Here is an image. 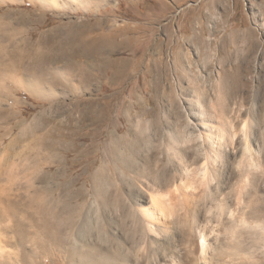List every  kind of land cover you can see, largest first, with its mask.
Wrapping results in <instances>:
<instances>
[{
  "label": "rangeland",
  "instance_id": "374dc122",
  "mask_svg": "<svg viewBox=\"0 0 264 264\" xmlns=\"http://www.w3.org/2000/svg\"><path fill=\"white\" fill-rule=\"evenodd\" d=\"M0 52V186L54 215L6 220L0 256L83 264L118 228L148 264H198L212 225L214 264H264V0H0ZM141 195L164 233L129 212Z\"/></svg>",
  "mask_w": 264,
  "mask_h": 264
},
{
  "label": "bare ground",
  "instance_id": "6f19581e",
  "mask_svg": "<svg viewBox=\"0 0 264 264\" xmlns=\"http://www.w3.org/2000/svg\"><path fill=\"white\" fill-rule=\"evenodd\" d=\"M0 55H2L1 52H0ZM0 66H5V64L2 63L1 59H0ZM0 79H3V75L2 74H0ZM133 144H134L133 147L130 148L129 150H134L135 149L134 153H135V155H137V153H138V152H136L137 141L135 140ZM208 151H205V153H204V159L205 160L209 159ZM155 180H156L155 181V185H154L155 189H157V188L161 189V187L163 185H165V183H166L164 178H162V179L161 178H158V179L155 178ZM154 186H153V189H154ZM153 189L151 190L152 192L155 190V189L154 190ZM11 191H12V189L0 186V236L2 234H4V233L8 232V230L10 229V227H8L7 224L4 225V222L6 220H8L9 218H13V217L16 218V216L18 214H20V212L23 215V217L28 220L29 226H32V227L35 224L36 214H40L41 213L42 215H44L48 219H52L54 217L53 213L45 212V209L42 208V206L40 205L38 197L36 196V194L34 192H32L30 194L28 193L27 197L25 199H23L21 195H19L18 198H12L11 197ZM148 194L149 193H147V195ZM148 196H149V198H151V200L153 199L152 195H148ZM162 197H161V199H162ZM94 199H95L94 206L95 205L97 206V211L99 209V211H102V213H103L102 215L100 214L102 216L100 218V220L102 222V225L103 224H104V226L105 225H107V226H111V225L116 226V225H118V222H119V218L118 217L121 216V215L118 216L117 212H115V213L114 212H108L106 210L109 209L111 204L121 205V203L124 202L123 198L121 196H112L111 193L108 192V191H102L100 193L96 192ZM145 200H146V197H144L142 195L138 199L137 198L135 200L130 199V206L128 208L129 212L134 216V218L136 219L137 223L139 225H141L142 227H144V229H146V231H149L151 233L152 232H156L158 234H161V231H163V233H164V228H162L158 224L157 225L152 224L153 223L152 221L154 220V214H153L152 210L155 209V206H151V207H149V209L148 208H145V209L137 208L138 206H140L139 202L145 201ZM152 202L154 203L155 200H153ZM158 202H159L160 205L166 204L167 203L166 202V196L163 197V201L159 200ZM111 207H112V205H111ZM93 211H94V209H93ZM122 211H123V209H122ZM119 212H121V210ZM122 213H125V212L123 211ZM88 215H89V213H88ZM89 217L86 216L85 223L86 222L90 223L91 218H89ZM120 218H122V216ZM21 221L22 220H20V221L17 220L15 225H13V231L16 232L17 235H20V236L26 235V229L24 228V224H21ZM73 221H75V220H73ZM97 222H99V219H98ZM101 227H103V226H101ZM107 229H108V227H107ZM262 230H264V229H262ZM165 231H166V229H165ZM223 231H226V230L223 229ZM109 233H110V231H109ZM220 233H221V230H219L218 228H216L215 226H212V225L209 226V227H203L202 229H199V236H200V239H201V251H200V255L198 254L199 255L198 256V262L200 264H214L212 262V260H211V257H212L211 254L212 253L210 251H212V248H215L214 245L217 244ZM35 235H36V232H34L32 236H30L32 244H36ZM110 236H111V238L108 239V241H107L108 244H105L103 242L105 244L103 246H102V244L101 245H96L95 244L96 242H94V243L93 242L85 243L83 245V247H85V249H79V250L77 249L78 250L77 252H79L81 257H79L78 258L79 260H76V261L83 262V264H148V255H150V253H148V246L143 249L144 253L142 255H138L139 253L137 252L136 247H134L132 245V243H130L127 240L126 234L120 233V230H118V228L114 232H112V234ZM18 240H20L19 237H18ZM1 241L2 240L0 238V242ZM91 241H93V240H91ZM97 241H98V239H97ZM249 247L250 248H247V249L245 248V249H241V250H238V251H240L246 257L250 256V257L253 258L252 253H253L254 249L252 250L251 246H249ZM159 248L160 247H158V250L161 249V248L160 249ZM171 250H173V249H171ZM166 251L167 252L165 254V248H163V250H161V253L158 254L159 259L158 258H157V260L155 259L156 262H160V259H163V258H167V259H170V258L172 259L173 258L172 257L173 255H172V252L170 251V249H166ZM168 257H170V258H168ZM73 258H71V259H73ZM248 259H249V257H248ZM260 261H262V260H260ZM0 264H10V262H9L7 257L5 258V257L0 256Z\"/></svg>",
  "mask_w": 264,
  "mask_h": 264
}]
</instances>
